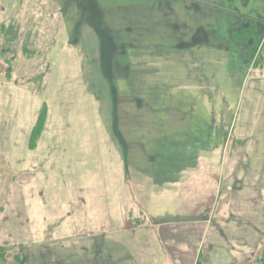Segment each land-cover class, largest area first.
Listing matches in <instances>:
<instances>
[{
    "label": "rangeland",
    "instance_id": "1",
    "mask_svg": "<svg viewBox=\"0 0 264 264\" xmlns=\"http://www.w3.org/2000/svg\"><path fill=\"white\" fill-rule=\"evenodd\" d=\"M253 17L263 21L255 51L252 42L232 39L237 24ZM80 104L89 106L87 118L78 116ZM44 108L48 134L37 142L32 162L41 169L42 159L58 157L48 148L58 131L64 169L48 168L52 183L43 188L56 197L65 191L66 201L70 185L62 186L60 177L63 170L65 182L74 177L68 162L82 132H99L91 137L94 161L108 162V153L114 161L128 157L134 177L137 169L149 176L156 161L194 162L223 147L220 199L204 212L215 227L204 245L201 228L194 229L183 264L260 263L264 0H0V264L74 262L73 248L65 249L72 239L55 232L71 218L63 217L66 210H50L48 225L34 218L32 228L24 184L41 171L30 176L16 166L24 163L30 127ZM200 118L225 136H188L185 130L206 123ZM94 171L101 177L100 169ZM173 237L183 244L181 236ZM114 251L111 257L119 256Z\"/></svg>",
    "mask_w": 264,
    "mask_h": 264
},
{
    "label": "crops",
    "instance_id": "2",
    "mask_svg": "<svg viewBox=\"0 0 264 264\" xmlns=\"http://www.w3.org/2000/svg\"><path fill=\"white\" fill-rule=\"evenodd\" d=\"M46 103L49 104L48 101ZM84 105L79 106L80 117L81 114L87 115L85 112L89 106L83 108ZM38 116L37 114L29 130L24 163L16 161V164H19L16 166L22 168L20 171L30 176L34 174V169H40L33 166L32 152L38 150L41 144L35 148L29 145ZM49 117L50 113L41 137L43 140L48 134ZM194 119L187 120L192 122ZM202 120L206 123L200 125L201 127L185 130H190L188 136H225V130L208 128L207 118H200V121ZM185 131H182L184 135ZM60 133L64 134L63 131ZM97 133L99 132L80 133L81 142H77L78 146L74 145L71 162L67 160L74 171L73 179L65 182V170L61 173L60 184L70 185L66 191L71 192L68 198H72L66 201L65 191L56 197L54 192L50 191L48 194L45 187L43 188L45 184L52 183L48 168L59 169L60 164L64 169L66 160L64 139L58 141V131L53 132L55 138L48 148L58 157L54 155L52 160L47 157L42 159L41 176H36L24 184L23 198L30 225L32 228L35 225L34 218L48 225L50 210L56 214L60 210H66L63 217L71 218V222L64 228H56L55 232L58 233L59 239H72L71 243L69 242L71 246L65 248L74 250L72 264H183V253L190 236L193 237L194 229L201 228L198 235H201L199 240L204 245L209 238V232L215 227L213 220L205 213L216 208L220 199L218 185L224 177L223 147L200 154L199 159L194 162L192 159L190 162L186 161L185 158L184 161L176 162L156 161L150 168L152 171L149 176H141V171L137 169V176L134 177L130 176L128 157L114 161L108 153L110 160L104 164L93 160L95 142L91 137H96ZM109 141L112 148L117 149L114 142ZM107 142L102 141L101 144L105 143L104 146L107 147ZM99 164L100 167L97 166ZM95 169L101 170V177ZM210 176H213L212 179ZM50 201L56 202L52 204L55 207L50 205ZM64 233L66 235L61 237ZM176 235L182 237L183 244L175 240L173 236ZM106 249L108 256L105 255ZM128 250L131 253L135 251L136 256L126 258L123 254ZM113 251L119 256L111 257ZM86 254H89V257L85 256Z\"/></svg>",
    "mask_w": 264,
    "mask_h": 264
},
{
    "label": "trees",
    "instance_id": "3",
    "mask_svg": "<svg viewBox=\"0 0 264 264\" xmlns=\"http://www.w3.org/2000/svg\"><path fill=\"white\" fill-rule=\"evenodd\" d=\"M149 12H146V16H148ZM250 17V16H249ZM250 23L247 24H241L238 23L235 29L233 30L232 36H233V41L236 43H245L246 41L252 42L253 43V50H257L258 48V41L260 39L259 35V23H262L263 21L257 18H250ZM232 41V40H230ZM253 51V52H254ZM46 108L42 112H40L38 116V120L36 122V125L33 128L31 138H30V146L32 148H35L37 146V142L40 140L42 137L44 127H45V122H46V115L47 113ZM0 253H1V248H0ZM259 264H264V257L260 260Z\"/></svg>",
    "mask_w": 264,
    "mask_h": 264
}]
</instances>
